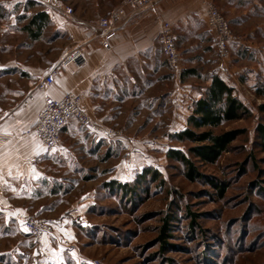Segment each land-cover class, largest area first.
I'll use <instances>...</instances> for the list:
<instances>
[{
  "label": "rangeland",
  "instance_id": "obj_1",
  "mask_svg": "<svg viewBox=\"0 0 264 264\" xmlns=\"http://www.w3.org/2000/svg\"><path fill=\"white\" fill-rule=\"evenodd\" d=\"M0 1V42L20 39L21 51L36 58L47 48L53 56L54 48L68 46L66 37L52 39L51 28L38 42L25 43L21 24L11 25L21 9L8 10ZM262 6L250 20L264 26V0ZM229 12L224 13L228 20ZM238 21H231L235 40L224 50L210 31L202 32L204 44L177 36L180 62L168 66L173 75L179 70V82L167 81L164 92L150 97L143 115L116 124V136L86 132L83 138H61L52 152L73 151L66 160L72 171H59L61 180L41 189L37 198L13 200L26 205H13V213L21 210L50 221L52 231L38 243L14 217L2 223L0 264H264V152L257 136V125L264 123L258 109L264 102V28L250 32ZM11 54L15 47H0V118L34 99L25 106L28 91L11 90L17 83L5 68ZM190 68L195 72L183 74ZM216 73L234 87L251 115L214 129L245 133L210 163L191 153L196 143L179 140L175 133L188 126L193 102ZM87 149L94 151L85 155ZM175 149L193 159L199 179H189L185 165L168 155ZM146 167L159 176L144 175ZM114 182L132 189L127 192ZM220 186H225L223 195ZM167 217L171 236L161 247L158 237Z\"/></svg>",
  "mask_w": 264,
  "mask_h": 264
},
{
  "label": "crops",
  "instance_id": "obj_2",
  "mask_svg": "<svg viewBox=\"0 0 264 264\" xmlns=\"http://www.w3.org/2000/svg\"><path fill=\"white\" fill-rule=\"evenodd\" d=\"M25 1L3 0L8 10L21 9L20 14L44 9L51 19L45 31L51 28L52 39L66 37L68 46L54 48L53 56L51 48H47L43 55L36 58L28 51H21L23 42L20 39L0 42L1 48L16 49V54H11L5 63V68H9L8 73L17 80L11 90L14 93L35 90L34 99L27 107L12 108L0 118V133L13 135L9 141L0 145V225L12 220L13 205L26 208L25 204L14 203L15 198L21 195L37 198L41 189L51 188L53 183L61 180L59 171H72L70 162L66 160L68 156H74L73 151L52 152L53 149L42 146L35 135L23 137L21 134L35 123L36 114L42 108L43 92L35 89V86L44 76L47 65H55L67 51L80 47L86 54L87 63L81 67L59 66L55 83L48 88L49 93L55 98L70 91L80 94L83 107L95 122L115 127L125 120L143 115L149 108L150 97L164 92L167 81L179 82V70L173 75L157 40L159 18L172 24L175 38L178 36L186 39L190 36L204 44L202 32L210 31L206 26V0H158L155 10L135 12L109 39L94 27L101 17L118 7L122 0H58L61 5L71 6L73 13L68 16L43 2L47 0H35L38 4L27 10L24 8ZM212 1L224 13L230 11V24L239 19V23L248 25L246 30L250 32L264 28L261 23L257 25L250 20L252 11L259 6L263 8V0ZM19 4L21 8L15 9ZM132 9L131 6L125 8L127 12ZM17 22L22 26L16 17L11 20V25ZM23 33L28 39L25 43L39 41L31 39L25 31ZM211 34L214 40L215 33ZM194 70L190 68L185 72L190 74ZM86 132L77 119L72 118L62 132V137L83 138ZM83 151L86 155L94 150ZM71 162L78 163V159L73 158ZM65 176L67 174H62V177Z\"/></svg>",
  "mask_w": 264,
  "mask_h": 264
},
{
  "label": "built area",
  "instance_id": "obj_3",
  "mask_svg": "<svg viewBox=\"0 0 264 264\" xmlns=\"http://www.w3.org/2000/svg\"><path fill=\"white\" fill-rule=\"evenodd\" d=\"M51 8H57L64 14L73 13L69 4L61 5L58 0L43 1ZM158 0H122L118 7L112 8L108 15L99 19L95 29L101 30V35L106 39L112 37L115 32L132 17L135 12L144 9H156ZM126 6L133 9L130 12L125 10ZM206 26L215 33L214 40L218 48L224 50L235 40L230 21L224 12L212 0L205 1ZM159 32L157 36L162 52L167 63L171 67H177L180 62L179 49L175 40L174 27L170 22L159 18ZM88 59L85 52L80 47H75L67 51L55 65L45 67L44 76L38 81L35 89L43 92L42 108L36 114V121L33 125L25 129L21 134L23 137L35 135L42 146L52 150L61 140L62 132L71 122L72 118L77 119L80 125L90 133L98 136L114 137L118 134L117 127L100 125L93 120L82 105V97L75 92H65L60 97H53L49 93V87L55 83L58 67L69 68V66L81 67ZM34 89H30L23 105L27 106L34 98ZM13 135L10 133H0V145L9 141ZM15 221L19 222L29 236H32L38 243L46 238V234L52 231L51 222L28 213L16 210L13 213Z\"/></svg>",
  "mask_w": 264,
  "mask_h": 264
},
{
  "label": "trees",
  "instance_id": "obj_4",
  "mask_svg": "<svg viewBox=\"0 0 264 264\" xmlns=\"http://www.w3.org/2000/svg\"><path fill=\"white\" fill-rule=\"evenodd\" d=\"M25 2L24 8L26 10L38 4L35 0H26ZM18 17L21 23L24 22L20 29L23 32L25 31L33 40H39L51 24L50 16L44 9H38V11L30 14L24 13L23 16L19 15ZM183 74H186V72L184 71ZM258 109L260 112H264V102L259 105ZM249 115H251L249 108L234 93V87L227 83L220 74L216 73L210 76L204 92L193 102V108L187 121L188 126L175 133V137L179 140L185 139L196 143L190 147L191 153L202 162L215 163L225 151L229 150L233 140L245 133V129L233 128L218 133H215L214 129L226 122L247 118ZM257 136L260 141V149L264 152V123L257 125ZM168 155L185 165V173L189 179H199L202 176L193 159L183 151L179 149L171 150ZM146 173L154 177L159 176L157 171L150 167H146L144 175ZM116 184L127 192L132 189H129V186L124 183L118 182ZM218 189L220 194L223 195L225 186H220ZM168 231L167 217L161 229V235L158 237L159 242L162 243L161 247L167 244L166 237L171 236Z\"/></svg>",
  "mask_w": 264,
  "mask_h": 264
},
{
  "label": "snow or ice",
  "instance_id": "obj_5",
  "mask_svg": "<svg viewBox=\"0 0 264 264\" xmlns=\"http://www.w3.org/2000/svg\"><path fill=\"white\" fill-rule=\"evenodd\" d=\"M25 230H27V229H25Z\"/></svg>",
  "mask_w": 264,
  "mask_h": 264
}]
</instances>
